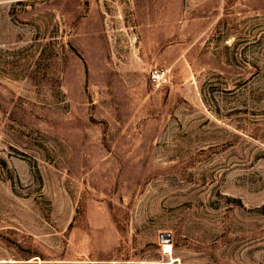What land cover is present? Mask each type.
<instances>
[{
	"label": "rangeland",
	"instance_id": "1",
	"mask_svg": "<svg viewBox=\"0 0 264 264\" xmlns=\"http://www.w3.org/2000/svg\"><path fill=\"white\" fill-rule=\"evenodd\" d=\"M0 264H264V0H0Z\"/></svg>",
	"mask_w": 264,
	"mask_h": 264
},
{
	"label": "built area",
	"instance_id": "2",
	"mask_svg": "<svg viewBox=\"0 0 264 264\" xmlns=\"http://www.w3.org/2000/svg\"><path fill=\"white\" fill-rule=\"evenodd\" d=\"M164 74L162 71L160 72L159 69H155L154 72H153V77H158L159 75H162Z\"/></svg>",
	"mask_w": 264,
	"mask_h": 264
},
{
	"label": "bare ground",
	"instance_id": "3",
	"mask_svg": "<svg viewBox=\"0 0 264 264\" xmlns=\"http://www.w3.org/2000/svg\"><path fill=\"white\" fill-rule=\"evenodd\" d=\"M171 246H169L168 244H164V250H169ZM171 251V250H170ZM166 252V251H165Z\"/></svg>",
	"mask_w": 264,
	"mask_h": 264
},
{
	"label": "water",
	"instance_id": "4",
	"mask_svg": "<svg viewBox=\"0 0 264 264\" xmlns=\"http://www.w3.org/2000/svg\"><path fill=\"white\" fill-rule=\"evenodd\" d=\"M162 236L168 237L169 235L168 234H163Z\"/></svg>",
	"mask_w": 264,
	"mask_h": 264
}]
</instances>
